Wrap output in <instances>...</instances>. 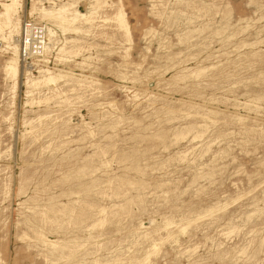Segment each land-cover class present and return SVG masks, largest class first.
I'll use <instances>...</instances> for the list:
<instances>
[{"label":"rangeland","instance_id":"obj_1","mask_svg":"<svg viewBox=\"0 0 264 264\" xmlns=\"http://www.w3.org/2000/svg\"><path fill=\"white\" fill-rule=\"evenodd\" d=\"M21 3L57 35L15 81L0 40V264H264V0Z\"/></svg>","mask_w":264,"mask_h":264},{"label":"bare ground","instance_id":"obj_2","mask_svg":"<svg viewBox=\"0 0 264 264\" xmlns=\"http://www.w3.org/2000/svg\"><path fill=\"white\" fill-rule=\"evenodd\" d=\"M0 5H1V8H0V40L5 39L4 41L7 42V46L12 50V55L6 61L4 69L15 81L18 76V73L20 72L21 57L19 53V44L15 43L13 39H11V36L15 34L19 36L21 33L23 19H21L20 10H23V7H22L23 4L21 3V0H7L3 2L0 1ZM35 12L39 13L42 17L46 19L58 20L57 25L61 28L66 29L67 28L66 25L68 24V27L70 30H74L77 28V26L73 25L74 21L80 20V21L90 22V21H93V18H94L92 15H87L77 10L71 11L70 8L67 6H61L58 9H50V8L48 9L45 7L38 9L36 8V6L33 5L30 14L35 13ZM116 20L118 24L121 27H124L126 32H128V25L126 22L124 12L122 10L117 12ZM42 25L46 27L48 42L46 43L45 50H47L51 47L50 43L56 37L57 32L56 30H54L51 27L46 26L45 24H42ZM60 50H64V47H61ZM41 61H43V59ZM40 72L42 73L41 80L40 79L36 80L29 73H26L25 82L27 83V85L32 84L33 86V85L40 83L41 81L50 82L57 78L53 74V72H51L49 69H41ZM45 240L47 239L45 238Z\"/></svg>","mask_w":264,"mask_h":264},{"label":"built area","instance_id":"obj_3","mask_svg":"<svg viewBox=\"0 0 264 264\" xmlns=\"http://www.w3.org/2000/svg\"><path fill=\"white\" fill-rule=\"evenodd\" d=\"M47 42L46 27L34 19L22 21L21 33L18 37L19 53L23 62L42 57Z\"/></svg>","mask_w":264,"mask_h":264}]
</instances>
